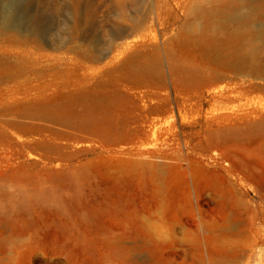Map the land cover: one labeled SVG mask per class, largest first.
Instances as JSON below:
<instances>
[{
  "label": "rangeland",
  "instance_id": "1",
  "mask_svg": "<svg viewBox=\"0 0 264 264\" xmlns=\"http://www.w3.org/2000/svg\"><path fill=\"white\" fill-rule=\"evenodd\" d=\"M169 1L162 24V0H0V264H264V78L217 80L198 50L165 44L192 32L188 0ZM150 14L160 52L118 58L113 35ZM70 113L94 131L64 125ZM17 121L58 148L21 154ZM165 141L164 158L133 155ZM160 206L186 242L146 229Z\"/></svg>",
  "mask_w": 264,
  "mask_h": 264
},
{
  "label": "bare ground",
  "instance_id": "2",
  "mask_svg": "<svg viewBox=\"0 0 264 264\" xmlns=\"http://www.w3.org/2000/svg\"><path fill=\"white\" fill-rule=\"evenodd\" d=\"M162 1L157 4L155 12L157 19L163 24L165 17L173 12V8L169 0ZM185 8L190 19L189 28L192 32H190V35L183 32L179 36L169 39L165 44L180 45V43H183L187 50H198L202 57L212 60L220 67L221 72L212 76L217 80H225L231 72H235L241 79L249 77L252 73L258 78H264V62L260 59V54L264 51V0H188ZM145 16L136 19L129 26H121L118 32L113 35V44H115L118 58L127 55L128 60L134 61L147 58L150 52H160L161 46L157 43L158 35H151L150 33L154 24L151 14L149 17ZM2 27L5 32L10 31V27L6 24L2 23ZM26 32L24 30L17 31L20 34L17 37L26 36L28 34ZM185 37L186 39H183ZM71 39L76 42L79 41L77 31L73 33ZM169 57L172 61L173 58ZM90 83V81L85 82L82 85L83 89H86L87 84ZM234 91L235 88L232 87V83H227L225 86L215 89L214 94L222 98L233 94ZM96 95L94 89L87 97L92 99ZM18 106L22 107V104ZM21 109L16 107L18 113H21ZM26 110L25 115H29L32 119L38 121L45 119L56 124L61 121L63 123V119H60L57 113L45 114L39 113L38 110ZM70 114L72 118L66 120L64 125L80 131H94L96 124L90 122V116L83 113ZM37 125L34 122L28 124L23 121H17L14 124L15 133L13 132V135H15V139L13 140V137H10L9 142H13L19 148L21 154L27 149L37 150L39 145L46 141L56 144V141L48 139V136L46 138L34 136L40 132ZM55 146L58 148V145ZM55 146L50 145V150ZM166 146V141L161 145L155 143V150H138L133 155L164 158L163 150ZM45 153L47 161L53 160V157L49 155L53 151ZM158 170L162 169L158 168ZM228 263V259H222L218 262L214 261L212 264Z\"/></svg>",
  "mask_w": 264,
  "mask_h": 264
},
{
  "label": "clouds",
  "instance_id": "3",
  "mask_svg": "<svg viewBox=\"0 0 264 264\" xmlns=\"http://www.w3.org/2000/svg\"><path fill=\"white\" fill-rule=\"evenodd\" d=\"M146 229L151 233L157 242L166 243L174 236L181 242H186L185 234L189 231L186 227L181 229V234L177 236L172 226L168 225L164 219L163 206L158 207L150 216L142 217ZM30 240V237H26Z\"/></svg>",
  "mask_w": 264,
  "mask_h": 264
}]
</instances>
